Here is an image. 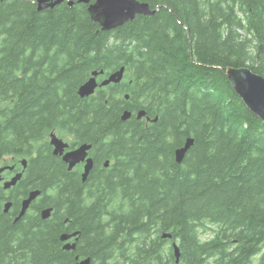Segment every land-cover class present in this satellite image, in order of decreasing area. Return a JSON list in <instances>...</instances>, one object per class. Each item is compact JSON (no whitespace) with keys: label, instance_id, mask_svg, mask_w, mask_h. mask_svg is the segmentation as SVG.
<instances>
[{"label":"trees","instance_id":"trees-1","mask_svg":"<svg viewBox=\"0 0 264 264\" xmlns=\"http://www.w3.org/2000/svg\"><path fill=\"white\" fill-rule=\"evenodd\" d=\"M138 1L157 12L102 31L85 4L0 0V146L28 159L14 201L41 191L19 222L0 218V264H264V123L226 77H264V0ZM120 67L119 84L77 95ZM52 132L93 145L85 183L51 155Z\"/></svg>","mask_w":264,"mask_h":264},{"label":"water","instance_id":"water-1","mask_svg":"<svg viewBox=\"0 0 264 264\" xmlns=\"http://www.w3.org/2000/svg\"><path fill=\"white\" fill-rule=\"evenodd\" d=\"M66 3L68 7L73 6L74 3L87 5V12L90 19L97 23L102 31L114 30L128 22L133 21L137 16H152L157 10H152L147 3L139 2L138 0H35L36 9L42 11L49 8H54L57 5ZM125 68L120 67L118 70L112 72L100 82L97 81V77L103 75V71H93L90 74L88 80L81 84L77 89V95L80 98H87L94 94L97 88L107 86L109 84H118L123 80ZM226 77L230 82L234 92L241 98L246 107L256 115L264 123V77L253 73L248 67L242 68H227ZM125 99L128 96L125 95ZM132 114L129 111H124L120 120L125 122L131 118ZM145 116V111L140 110L136 113V119H142ZM153 121H156L154 119ZM193 139L187 137L184 140L182 146L176 148L173 152L174 161L177 164L182 163L187 152L193 145ZM49 143L53 148L52 154L59 156L62 162L67 165V170L72 171L77 165L83 164V171L80 175L82 183H85L93 168L94 161L89 156V151L92 148V144L82 143L70 150V146L63 139L58 137L55 133H51L49 136ZM25 166V161L22 162ZM109 161L104 163L107 168ZM0 170V182L2 181ZM22 172L16 174L9 181L3 183V189L7 190L15 186L21 179ZM41 194L39 190H33L28 192L27 197L21 201V208L19 214L14 219L13 223L19 221L29 209L30 204ZM11 207V203L7 202L4 205V212H8ZM52 208H45L40 211V217L42 220L50 218ZM78 233L62 234L60 241L63 243V250L73 251L75 250ZM163 239H171L170 233H163L161 235ZM75 238L74 242H68L69 239ZM173 257L175 262H179L180 254L176 243L172 244ZM75 264H90L89 258L79 259L75 257Z\"/></svg>","mask_w":264,"mask_h":264},{"label":"flooded vegetation","instance_id":"flooded-vegetation-1","mask_svg":"<svg viewBox=\"0 0 264 264\" xmlns=\"http://www.w3.org/2000/svg\"><path fill=\"white\" fill-rule=\"evenodd\" d=\"M111 74V73H110ZM109 75V74H108ZM107 75V76H108ZM105 76V77H107ZM105 77H103L101 80H103ZM100 80V81H101ZM97 81L100 82L97 78ZM122 82V81H121ZM119 84V83H118ZM110 85V84H109ZM102 88V87H101ZM98 89V88H97ZM125 99V98H124ZM127 100V99H125ZM140 111V110H139ZM145 111V110H144ZM138 111H136L134 113V117L136 115ZM133 115V114H132ZM132 117V116H131ZM136 119V117H135ZM144 120L145 123H149V122H155L153 121L154 119L156 118H153V119H150L146 112H145V116L142 118ZM138 120V119H136ZM141 120V119H139ZM53 133V132H52ZM51 133L48 134V137H47V144H48V147L50 148V153L53 157H56V158H59L62 162V159L61 157L59 156H54L52 154V151H53V148L52 146L50 145L49 143V136H50ZM65 141V140H64ZM69 141V140H68ZM67 142V141H65ZM70 146V143L67 142ZM70 150H71V147H69ZM25 161V166H23L22 162ZM27 161L28 159L27 158H18L16 159L15 156L11 153L10 150L6 149L3 145L0 146V170H2L1 172V177H2V181L0 182V218H3V220H10L12 223L14 222V219L16 218V216L19 214L20 212V208H21V201L27 197H23L21 198L20 201H14V198H15V195L13 194V188L23 179V177L25 176L24 174L25 173V170H26V167L27 166ZM63 163V162H62ZM64 164V163H63ZM66 165V164H64ZM77 167V170L79 172V175H81L82 171H83V167L84 165L83 164H79L76 166ZM94 168V166H93ZM92 168V170H93ZM75 169V168H74ZM73 169V170H74ZM66 170H67V165H66ZM72 170V171H73ZM91 170V172H92ZM68 171V170H67ZM22 172V177L21 179L17 182V184L13 187H11L10 189H7V190H4L3 189V183L6 182V181H9L12 177H14L16 174ZM69 172V171H68ZM90 172V173H91ZM37 199V198H36ZM36 199L34 201H36ZM33 201V202H34ZM7 202H10L11 203V207L10 209L8 210V212H4V205L7 203ZM47 207H44L42 209H45ZM41 209V210H42ZM40 210V211H41ZM28 211V210H27ZM39 211V213H40ZM53 213V212H52ZM24 217V216H23ZM22 217V218H23ZM22 218L20 220H22ZM19 220V221H20ZM17 221V222H19ZM16 222V223H17ZM14 224V223H13Z\"/></svg>","mask_w":264,"mask_h":264},{"label":"rangeland","instance_id":"rangeland-1","mask_svg":"<svg viewBox=\"0 0 264 264\" xmlns=\"http://www.w3.org/2000/svg\"><path fill=\"white\" fill-rule=\"evenodd\" d=\"M206 238H207V235H204V234L201 235V239H202V240H205ZM254 259H255V258H254ZM254 259H253V260H254Z\"/></svg>","mask_w":264,"mask_h":264},{"label":"bare ground","instance_id":"bare-ground-1","mask_svg":"<svg viewBox=\"0 0 264 264\" xmlns=\"http://www.w3.org/2000/svg\"><path fill=\"white\" fill-rule=\"evenodd\" d=\"M104 168H106V167L104 166ZM75 238H76V237H75ZM75 238H71V239H75ZM71 239H69L68 242H69Z\"/></svg>","mask_w":264,"mask_h":264}]
</instances>
